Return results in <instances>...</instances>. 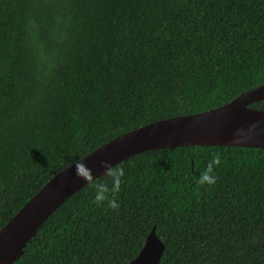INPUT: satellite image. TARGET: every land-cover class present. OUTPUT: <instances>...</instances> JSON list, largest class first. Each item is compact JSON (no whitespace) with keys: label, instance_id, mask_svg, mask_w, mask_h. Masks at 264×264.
<instances>
[{"label":"trees","instance_id":"trees-1","mask_svg":"<svg viewBox=\"0 0 264 264\" xmlns=\"http://www.w3.org/2000/svg\"><path fill=\"white\" fill-rule=\"evenodd\" d=\"M262 83L264 0H0V228L104 142ZM152 228L158 264H264V149L132 155L61 203L12 264H127Z\"/></svg>","mask_w":264,"mask_h":264},{"label":"water","instance_id":"water-1","mask_svg":"<svg viewBox=\"0 0 264 264\" xmlns=\"http://www.w3.org/2000/svg\"><path fill=\"white\" fill-rule=\"evenodd\" d=\"M264 100V83L229 102L198 113L153 121L104 142L53 174L0 228V264L23 253L51 213L87 183L132 155L177 146H241L264 149V111L249 104ZM164 250L152 228L127 264H158Z\"/></svg>","mask_w":264,"mask_h":264},{"label":"clouds","instance_id":"clouds-1","mask_svg":"<svg viewBox=\"0 0 264 264\" xmlns=\"http://www.w3.org/2000/svg\"><path fill=\"white\" fill-rule=\"evenodd\" d=\"M119 207H120V205L117 204V203H115V202H110L109 203V208L112 209V210L118 211L119 210Z\"/></svg>","mask_w":264,"mask_h":264}]
</instances>
